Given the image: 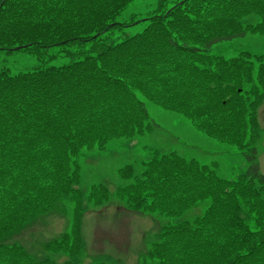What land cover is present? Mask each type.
Segmentation results:
<instances>
[{"label":"trees","instance_id":"1","mask_svg":"<svg viewBox=\"0 0 264 264\" xmlns=\"http://www.w3.org/2000/svg\"><path fill=\"white\" fill-rule=\"evenodd\" d=\"M133 1L0 0V50L35 48L42 61L41 50L59 46L68 59L0 73V264H83L81 208L73 231L42 254L10 239L62 195L81 204L76 159L84 150L160 128L146 102L236 144L251 163L227 180L213 166L156 152L140 176L122 171L119 214L180 217L209 201L193 221L165 226L141 264H264V175L256 146L264 102L263 71H256L264 64L254 66L261 57L247 52L231 59L210 53L248 32L264 34V0H159L158 12L132 36L123 31L134 24L119 17ZM254 16L258 23H248ZM103 191L102 201L110 197ZM62 255V262L54 258Z\"/></svg>","mask_w":264,"mask_h":264},{"label":"rangeland","instance_id":"2","mask_svg":"<svg viewBox=\"0 0 264 264\" xmlns=\"http://www.w3.org/2000/svg\"><path fill=\"white\" fill-rule=\"evenodd\" d=\"M157 6L156 0H135L122 13L120 20H131L146 17ZM252 22H258L255 17H249ZM145 24H138L125 29L128 35H134L143 30ZM121 39H118L120 41ZM59 47L41 50V61L33 50H0V73L10 74L31 72L44 67L60 66L68 62L63 56H58ZM242 52L261 55L264 58V34L248 33L242 37L224 41L213 46V55L227 59L238 56ZM55 57H50L55 55ZM149 113L164 128L154 134H145L130 139L114 140L105 150H88L80 156L81 183L80 187L89 192L93 185L107 184L114 189L122 183L118 172L120 168L132 165L136 172L141 171L143 163L149 160V152L154 150H177L187 158H195L206 165L217 166L220 175L226 179H236L244 173L251 162L246 153L232 143L222 142L198 130L185 116L167 110L153 103L147 105ZM262 124L260 137L256 142L259 156L258 162L264 174V107L262 109ZM115 196V189L111 190ZM117 200L111 201L105 210L99 211V206H89L87 210L86 234L89 250L84 264H92L97 260L116 263L126 260L128 264H141L144 257L156 239L155 231L165 224L177 223L179 218L154 214L152 217L143 213L124 214L117 208ZM207 203L195 213L201 212ZM118 211V212H117ZM118 213V214H117ZM40 218H30L23 230V237L18 242L30 246L35 254H42V245L46 240L55 239L62 231H68L72 225L73 206L64 199L49 214ZM34 219V223L31 222ZM33 223V224H32ZM99 231L96 234V231ZM18 236V235H17ZM16 236V237H17ZM10 240L15 241V236ZM27 246V247H28ZM62 259V258H61ZM121 264V263H119Z\"/></svg>","mask_w":264,"mask_h":264}]
</instances>
